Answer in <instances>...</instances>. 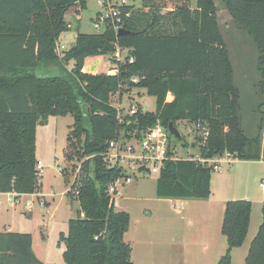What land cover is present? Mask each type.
Wrapping results in <instances>:
<instances>
[{"label": "trees", "instance_id": "trees-1", "mask_svg": "<svg viewBox=\"0 0 264 264\" xmlns=\"http://www.w3.org/2000/svg\"><path fill=\"white\" fill-rule=\"evenodd\" d=\"M88 1L0 0V194L18 198L38 193L36 127L49 117L71 115L65 159L79 166H72L65 195L78 203L79 211L68 222L65 264H133L132 249L124 241L130 216L115 210L108 193L125 176L107 159L109 143L141 139L156 123L167 129L170 123L176 127L185 122L195 127L201 159L228 153L238 161H259L264 126V0H170L175 4L169 11H164V0H141V7L121 5L116 16L104 22L103 33L78 32L74 45L59 55L57 43L69 30L65 14L73 6L85 9ZM216 1L251 38L257 53V123L247 131L251 134L242 126L240 90L218 27ZM118 29L127 34L118 35ZM117 51L127 53L123 60L116 61ZM103 55L114 65L109 72L83 71L87 58ZM133 89H145L154 97L156 111L137 107L129 115L123 109L120 123L114 99L121 101ZM173 154L169 149L157 175L156 197L208 199L211 166L189 158L171 159ZM251 209L246 200L225 203L221 233L227 250L217 264H231V251L244 243ZM0 264L43 263L32 250L30 234L7 231L0 232ZM244 264H264V204Z\"/></svg>", "mask_w": 264, "mask_h": 264}, {"label": "rangeland", "instance_id": "rangeland-1", "mask_svg": "<svg viewBox=\"0 0 264 264\" xmlns=\"http://www.w3.org/2000/svg\"><path fill=\"white\" fill-rule=\"evenodd\" d=\"M165 10L175 2L164 0ZM127 4L141 7V0H127ZM217 22L233 65V81L240 90L242 126L247 134L255 129L257 118L258 74L257 53L251 38L237 27L224 5L215 2ZM73 6L65 14L69 30L58 41V54L62 55L74 44L76 34H101L105 30L102 22L99 30L94 29L97 14L107 12L101 0H89L83 10ZM126 52L120 53L121 60ZM84 69L89 73H106L114 67L109 56L88 58ZM170 101V99H168ZM121 104L127 110L130 104L145 112L156 111V99L145 89H133L125 93L121 101L115 97L113 104ZM73 124L69 114L49 117L35 131V158L42 163L39 191L33 195L0 194V232L27 233L32 236V248L43 264H65L68 222L78 216L79 205L65 195L71 185V169L78 162L67 163L65 151L67 138ZM176 128L183 143L170 136L171 150L178 159L199 155L195 127L185 122ZM252 130L251 132H247ZM135 147H137L135 145ZM264 148V126L261 137ZM264 156V149L262 151ZM229 159L230 164L221 166L220 172L212 171L210 196L206 200H168L156 197L157 175L133 177L128 185L121 186L115 196V210L128 213L130 226L124 241L132 249L131 261L135 264H216L227 250L226 239L221 233L222 204L233 200L251 203L252 213L244 243L231 251V264H244L250 243L261 223L264 195L259 187L264 178V162L238 161ZM68 174V175H67ZM224 203V205H225ZM216 259V260H215ZM215 260V261H214ZM219 261V260H218Z\"/></svg>", "mask_w": 264, "mask_h": 264}, {"label": "built area", "instance_id": "built-area-1", "mask_svg": "<svg viewBox=\"0 0 264 264\" xmlns=\"http://www.w3.org/2000/svg\"><path fill=\"white\" fill-rule=\"evenodd\" d=\"M127 0L118 1H107L101 0L102 7L107 9V12L100 16L99 22L94 24V29L99 30L101 23L105 22L106 19L116 16L117 7L121 5H126ZM58 44L56 52H58ZM62 50L63 46L60 47ZM120 53L114 55L116 61H121ZM123 60V59H122ZM132 61L130 60V63ZM136 82V80H133ZM118 113V121L121 123L122 115L121 112L123 108L120 103L115 105ZM137 107L132 105L128 107L129 115L135 114ZM135 145L137 147H135ZM171 149V142L169 138V133L160 123H156L153 127L148 128L141 139L132 138L130 140L117 139L109 143L107 151V159L112 165L123 169L125 176L116 180L109 187V195L115 200V196L119 195L118 187L121 181V186L128 185L132 182L133 177L136 175L147 176V175H158L164 162L168 159V150ZM231 156L228 153L223 154L221 157H216L211 160L201 159L199 156L189 158L191 160H196L200 164L210 165L212 171L220 172L222 164H230L228 160ZM171 159H178V157L173 154ZM233 160V158H231ZM43 169L42 163L37 161L36 170L40 176ZM133 176V177H132ZM259 187L261 193L264 195V179L260 180ZM115 205V203H114Z\"/></svg>", "mask_w": 264, "mask_h": 264}, {"label": "water", "instance_id": "water-1", "mask_svg": "<svg viewBox=\"0 0 264 264\" xmlns=\"http://www.w3.org/2000/svg\"><path fill=\"white\" fill-rule=\"evenodd\" d=\"M118 35H124L127 34L126 31H124L123 29H118L117 31ZM143 110H145V107H143ZM167 131L169 133L170 136L174 137L177 142L181 143L183 140V137L181 135V133L178 131V129L174 126L173 123H170L167 127Z\"/></svg>", "mask_w": 264, "mask_h": 264}, {"label": "crops", "instance_id": "crops-1", "mask_svg": "<svg viewBox=\"0 0 264 264\" xmlns=\"http://www.w3.org/2000/svg\"><path fill=\"white\" fill-rule=\"evenodd\" d=\"M61 37H62V35L60 36L59 40L61 39ZM74 42H75V36L73 37V41H72L71 43L74 44ZM57 44L60 45L59 42H58ZM60 46H62V45H60ZM63 47H64V46H63ZM68 50H69V49H68ZM87 59H88V58H87ZM87 59L85 60V63H86ZM85 63H84V67H85V65H86ZM72 66H73V63H70V65H69V69H71ZM83 71L86 72L85 69H83ZM87 73H89V72H87ZM106 73H107V72H106ZM92 74H97V73H92ZM168 99L171 100L172 97L169 95V96H168ZM263 149H264V148L261 147V159H260L258 162H264V156H263V154H262ZM234 161H235V160H234ZM261 179H264V178H261ZM261 179H260V180H261ZM173 201H174V200H173ZM224 203H225V202H224ZM224 203L222 204V205H223V206H222L223 209H224ZM251 213H252V209H251ZM250 217H251V216H250ZM259 225H260V224H259ZM3 231H6V232H7V230H3ZM8 231H9V230H8ZM32 243H33V242H32ZM128 244H129V243H128ZM129 245H130V244H129ZM32 250H33V248H32ZM131 255H132V252H131ZM219 259H220V258H219ZM219 259H218V260H219ZM131 260H132V259H131ZM215 260H216V259H215ZM215 260H214V261H215ZM218 260H217V262H218ZM217 262H216V264H217ZM132 263L135 264L133 261H132Z\"/></svg>", "mask_w": 264, "mask_h": 264}]
</instances>
